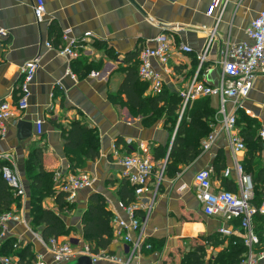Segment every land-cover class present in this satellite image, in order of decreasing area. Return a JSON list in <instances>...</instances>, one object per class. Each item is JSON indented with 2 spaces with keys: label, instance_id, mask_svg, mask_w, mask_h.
Instances as JSON below:
<instances>
[{
  "label": "crops",
  "instance_id": "obj_1",
  "mask_svg": "<svg viewBox=\"0 0 264 264\" xmlns=\"http://www.w3.org/2000/svg\"><path fill=\"white\" fill-rule=\"evenodd\" d=\"M212 1L45 0L46 12L39 23L33 10L34 0H0V29L7 33L5 39H0V100H16L21 65L33 58L40 60V68L31 84L28 107L6 121L5 134H0V170L10 165L27 188L25 204L20 200L12 205V211L21 218L10 221L6 232L0 235V246L9 238L21 245L7 252L1 249V261L9 257L12 264H19L16 251L28 247L37 256L42 255L48 264H53L47 241L42 236V226H33L30 215L28 161L38 147L44 151L45 169L69 173L86 171L95 178L92 187L80 190L70 202L74 205L71 210L60 211L53 195L42 199V205L58 212L70 229L68 235L61 237L74 240V258L88 245L82 219L93 193L102 195L114 216L123 218L128 214L122 192L133 196L132 202H137L136 214L145 220L140 233L145 241L153 239V249H138L133 255H127L122 237L113 230V241L105 250L130 264H186V256L198 246L205 247L202 264H219L217 256L231 250V240H241L237 219L226 221L220 215L204 213L193 182L199 169L209 168L215 188L237 190L235 157L229 135L223 128L221 98L215 95L200 97L207 101L209 108V116L202 119L210 128L208 132L217 130L211 148L203 150L204 134L200 138L201 150L194 160L179 164L180 171L172 176L165 172L159 176V168L164 162L166 164V159L156 160V150L173 141L177 128L173 133L166 115L146 124V117L133 112L125 103L126 95L120 92L128 68L139 62V50L161 32L168 35L172 45L170 70L165 73L157 61L155 67L162 70L168 93L180 95L194 79L218 85L223 77V52L227 44L253 42L247 28L264 9V0H218L216 8L209 13ZM66 29H70V36L77 40L86 32L92 35V39L77 45V55L73 57L58 51ZM96 41L101 42L100 47L95 45ZM183 44L189 45L191 51L182 50ZM206 45H209L207 59L200 67L198 54ZM68 70L76 77L73 78ZM93 72L97 75H92ZM142 86L144 97L152 94L147 81H143ZM194 104L193 101L190 108ZM225 111L236 113V130L246 143V148L236 156L239 162L247 165L245 171L253 181L257 167H264V146L260 139V130L264 127V72L257 75L250 95L239 105L228 100ZM20 119L33 122L32 137L18 138ZM75 120L82 121L96 134L99 157L77 162L78 152L66 147L63 129H70ZM38 121L42 122L43 129L40 136L36 134ZM141 143L151 148L157 168L150 191L137 198L131 183L128 184L132 192L122 189L123 181L128 180L124 177L123 165L114 157V144L126 154L128 150L139 151ZM226 168L231 169L229 177L224 175ZM221 225L232 227L234 234L222 237L218 232ZM256 227L260 228L259 221ZM137 234L132 232L134 237ZM262 237L257 244L258 251L264 250V233ZM95 264L121 263L100 256ZM259 264H264V258Z\"/></svg>",
  "mask_w": 264,
  "mask_h": 264
},
{
  "label": "built area",
  "instance_id": "obj_2",
  "mask_svg": "<svg viewBox=\"0 0 264 264\" xmlns=\"http://www.w3.org/2000/svg\"><path fill=\"white\" fill-rule=\"evenodd\" d=\"M218 5V0H213L209 13ZM34 14L37 22H42L46 12L45 0H34L33 5ZM70 29H66L62 34L63 44L58 51L61 55L76 56V47L79 43L86 42L92 39L91 33H84L80 39H73L70 36ZM247 34L253 40L252 43L236 42L228 43L223 52V77L218 85H210L204 82H193L184 90L180 92L182 102V110L185 111L187 105L196 99L205 96H218L221 98L220 111L224 115L223 128L229 135L231 149L235 157V171L237 173V190H230L228 188H215L212 183V170L209 168L199 169L194 175L195 194L205 214L220 215L226 221L237 219L239 221V228L242 233V240L247 247L245 258L239 264H259V261L264 258V250L258 251L257 244L261 242V237L255 232L253 220L257 215L264 216V195L259 202H255L254 185L252 176L245 171L241 162L237 159V153L246 148L244 138L236 130L237 117L233 111L227 113L225 111V104L228 100L235 105L241 104L253 89L255 79L260 72H264V9L251 21L247 28ZM6 31L0 29V39L6 38ZM211 41V38L209 39ZM47 45L53 47L51 42ZM198 54L199 66L201 67L208 54V47ZM171 48L169 37L166 33L161 32L152 39L149 43L143 46L139 52V77L147 81L152 94L161 93L164 87V76L162 70L168 72L170 70ZM182 50L186 52L191 51L189 45H182ZM157 61L162 70H157L155 67ZM40 68L39 58H33L24 62L20 67L21 84L20 91L16 100L1 99L0 100V134L4 136V123L13 118L17 111H24L29 105V98L31 96V84L34 81L35 75ZM68 73L75 78V74L68 70ZM96 76L97 73L93 72ZM250 113V110H246ZM217 130L208 133L201 142L203 150H209L214 143ZM42 122L36 123V134L42 135ZM260 139L264 146V127L260 130ZM131 144V141L127 142ZM152 150L148 145L141 143L139 151L130 153H122L117 144H114V157H116L124 167V177L134 187L135 197L141 198L148 191H150V182L154 176L155 163L151 154ZM165 162L159 168V176H162L165 170ZM3 177L7 184L15 192V195L20 197L23 205L27 198L26 184L21 176L6 164L1 168ZM225 177L231 175V169L226 168L224 171ZM55 190L66 193V199L72 202L77 197L82 189L92 187L95 178L90 172L82 171L79 173H69L62 171H55ZM137 202L133 201L126 205L128 217L123 218L115 215L112 219L113 230L122 237L124 241V249L127 255H133L138 249H153V245L144 240L140 233L144 225V218L137 216ZM20 215L15 212H8L0 217V226L2 228L1 236L6 232L8 223L13 220H19ZM132 232H137L138 236L134 237ZM218 232L222 237H229L234 234L232 227L228 225H221ZM233 242V245H235ZM48 251L52 257L53 264H64L76 256L74 249V240L72 238L50 237L46 242ZM79 254H90L94 262L100 256L106 257L121 264H130L129 261H123L114 255L106 253L101 250L99 253H91L88 245L80 251ZM3 264H12L9 257L2 260ZM35 264H48L42 255L37 256Z\"/></svg>",
  "mask_w": 264,
  "mask_h": 264
},
{
  "label": "trees",
  "instance_id": "obj_3",
  "mask_svg": "<svg viewBox=\"0 0 264 264\" xmlns=\"http://www.w3.org/2000/svg\"><path fill=\"white\" fill-rule=\"evenodd\" d=\"M95 45L100 47L101 42L96 41ZM140 52V50H139ZM139 55V54H138ZM139 62L128 68V73L120 85V92L126 95V105L133 112L142 114L146 117V124H151L162 115L174 123L178 116L177 112L182 104V98L178 93H168L163 87L161 93L143 96V81L138 75ZM146 82V81H145ZM149 85V84H148ZM205 98V97H204ZM192 108L189 103L184 111V115L178 123L177 130L173 141L171 142L170 151L167 153V147H158L155 159H166L164 172L169 176L180 171L179 164L189 163L194 160L201 150L200 138L211 131L204 117L209 116V108L205 99H197L194 101ZM202 107L205 109L202 110ZM187 118H189L187 120ZM214 119V118H213ZM66 140V147L71 151L78 152L76 156L77 162L83 158L95 159L99 157L100 151L97 145V136L82 121L75 120L72 122L70 129H63ZM87 144V145H86ZM130 152V150H128ZM82 152V155H81ZM128 152V153H129ZM44 151L41 147L33 150L32 157L28 161V177L30 179V215L32 217L33 226H42V236L48 241L50 237H61L69 234L70 229L66 227L63 219L53 209L45 208L42 205V199L46 195H53L58 204L59 210H71L73 203L66 200V193L55 190L54 171L45 169ZM246 169L247 165L243 164ZM157 168V167H155ZM128 181H123L122 189L126 188L133 191ZM253 185L255 192V202H259L264 195V167H257L253 174ZM258 187H257V186ZM122 199L125 205L133 200V196H126L122 192ZM20 197L9 187L0 170V217L8 212H12V205L19 203ZM114 217L113 212L108 209L105 198L93 193L90 196V202L86 212L84 213L83 235L88 243L91 253H99L101 250L109 248L113 241V226L111 224ZM254 230L263 240L264 233V216L257 215L254 220ZM260 222V228L256 227V222ZM2 228L0 226V234ZM153 239H148L152 242ZM232 245L229 252H222L217 256L219 264H239L246 255L247 247L243 240L236 238L231 240ZM153 243V242H152ZM21 245L16 239H7L1 246L5 252L14 249L15 246ZM18 249V248H17ZM205 253L204 246H198L194 252L186 256V264H202ZM19 256V264H35L37 255L30 251L28 247L19 248L16 251ZM0 264H3L0 260Z\"/></svg>",
  "mask_w": 264,
  "mask_h": 264
},
{
  "label": "water",
  "instance_id": "obj_4",
  "mask_svg": "<svg viewBox=\"0 0 264 264\" xmlns=\"http://www.w3.org/2000/svg\"><path fill=\"white\" fill-rule=\"evenodd\" d=\"M33 128V122L25 119H20L17 123L18 138L20 140H23L32 137L34 134ZM68 264H95V262L90 254H82L74 258V260Z\"/></svg>",
  "mask_w": 264,
  "mask_h": 264
},
{
  "label": "rangeland",
  "instance_id": "obj_5",
  "mask_svg": "<svg viewBox=\"0 0 264 264\" xmlns=\"http://www.w3.org/2000/svg\"><path fill=\"white\" fill-rule=\"evenodd\" d=\"M177 114H178V116H177V118H176V121H175L174 123L171 122V127H172V129H174L173 133L175 132V130H176V128H177V127H176L177 124L180 122V120L182 119V117H183V115H184V112H183V110H182V104H181L180 109L178 110ZM171 141H172V139H171ZM170 144H171V142H170ZM170 144L167 146V153L169 152ZM155 165H156V164H155ZM73 260H74V259H72L71 261H73ZM71 261H69V262H67V263H64V264H68V263H70Z\"/></svg>",
  "mask_w": 264,
  "mask_h": 264
}]
</instances>
